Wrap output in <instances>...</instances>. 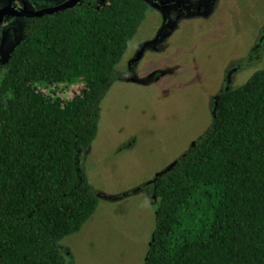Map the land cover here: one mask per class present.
<instances>
[{
    "label": "trees",
    "instance_id": "trees-1",
    "mask_svg": "<svg viewBox=\"0 0 264 264\" xmlns=\"http://www.w3.org/2000/svg\"><path fill=\"white\" fill-rule=\"evenodd\" d=\"M148 9L84 0L30 18L0 66V264H67L62 240L100 202L82 153ZM153 186L145 264H264V68L221 92L211 128Z\"/></svg>",
    "mask_w": 264,
    "mask_h": 264
},
{
    "label": "rangeland",
    "instance_id": "rangeland-1",
    "mask_svg": "<svg viewBox=\"0 0 264 264\" xmlns=\"http://www.w3.org/2000/svg\"><path fill=\"white\" fill-rule=\"evenodd\" d=\"M154 1L159 8L148 9L117 66L121 78L103 96L98 134L82 153L100 202L62 240L67 264H145L156 175L211 128L221 92L264 68V0ZM14 29L0 37H17Z\"/></svg>",
    "mask_w": 264,
    "mask_h": 264
},
{
    "label": "flooded vegetation",
    "instance_id": "flooded-vegetation-1",
    "mask_svg": "<svg viewBox=\"0 0 264 264\" xmlns=\"http://www.w3.org/2000/svg\"><path fill=\"white\" fill-rule=\"evenodd\" d=\"M67 1L69 0H60V1L52 2V4L43 3L44 2L43 1L39 4L38 3L35 4V3H32L33 2L32 0H2L0 2V30H1L0 32L1 34L3 35L6 34L5 28L9 24H13V23L15 24V29H18L20 32L17 37H14L11 39L5 38L3 36L0 37V64L4 65L11 58V55L16 45L25 36L28 19L37 17V16H33L34 13H36L37 11L43 10V9L53 8V7L62 5L66 3ZM82 1L84 0L78 1L74 6L80 4ZM93 1L98 5H103L106 3L107 0H93ZM145 1L148 3L149 9L159 8V5L156 1L154 0H145ZM68 8H72V7H68ZM68 8H65V9H68ZM195 11H196V8H195ZM46 14H52V13H46ZM134 60L135 58L130 59L129 60L130 64H133L132 62ZM131 67H130V70H131Z\"/></svg>",
    "mask_w": 264,
    "mask_h": 264
},
{
    "label": "water",
    "instance_id": "water-1",
    "mask_svg": "<svg viewBox=\"0 0 264 264\" xmlns=\"http://www.w3.org/2000/svg\"><path fill=\"white\" fill-rule=\"evenodd\" d=\"M78 1H80V0H69L66 3L62 4V5H59V6H56V7H53V8H48V9H43V10L37 11L36 13L33 14V16H41V15H44L46 13H54L56 11L63 10L65 8H68V7H73ZM158 174H161V173H158Z\"/></svg>",
    "mask_w": 264,
    "mask_h": 264
}]
</instances>
